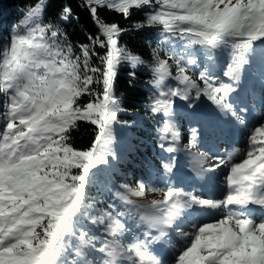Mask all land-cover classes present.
Masks as SVG:
<instances>
[{
    "label": "snow or ice",
    "instance_id": "1",
    "mask_svg": "<svg viewBox=\"0 0 264 264\" xmlns=\"http://www.w3.org/2000/svg\"><path fill=\"white\" fill-rule=\"evenodd\" d=\"M54 3L61 24L79 22L77 9L88 14L96 28L88 43L74 45L61 24L44 22ZM105 10L142 18L123 26L103 17ZM149 28L168 46L167 59L154 48L148 62L121 43ZM225 49L230 59L218 74L207 66L196 79L189 74L201 56L212 63ZM258 49L264 53V0H75V6L74 0H35L7 39L0 37V264H264V113L249 128L252 107L238 94ZM125 64L133 82L138 67L151 72L155 91L146 107L162 117L159 147L167 153L180 140L175 98L188 102L191 122L200 127L191 128L183 150L198 175L211 174L208 187L185 190L162 180L165 187L157 188L149 177L135 187L97 189L103 200L92 195L99 166L116 159L114 125L129 123L119 119L127 110L116 94ZM84 96L91 99L81 101ZM201 96L233 128L248 130L245 150L193 151L216 134L214 118L205 123L193 108ZM80 122L95 128L86 148L73 144ZM173 167L163 163L165 173ZM151 192L163 199H148ZM253 206L261 209L258 216Z\"/></svg>",
    "mask_w": 264,
    "mask_h": 264
},
{
    "label": "trees",
    "instance_id": "2",
    "mask_svg": "<svg viewBox=\"0 0 264 264\" xmlns=\"http://www.w3.org/2000/svg\"><path fill=\"white\" fill-rule=\"evenodd\" d=\"M34 3L35 0H0V37L7 39L13 25L19 23L24 18L26 10ZM58 12L59 6L54 3L48 10L44 22L61 24V21L57 19ZM77 12L81 17L79 22L61 24L62 27L66 28L74 45L88 43V35L96 33L95 25L92 24L88 14L81 12L80 9H77ZM102 16L109 22H120L123 26H127L142 18V14H137L129 20H125L121 14L110 10L103 11ZM121 43L126 45L134 54L141 56L142 59L148 62H151L152 50L154 48L162 49L161 58L167 59L165 53L168 51V46L161 43L160 33L157 29L149 28L139 32L132 31L122 38ZM77 54H79L78 51ZM101 54L103 53L101 52ZM254 54V60L251 63V70L248 74L250 77L248 81L244 79L242 83L244 92L240 97L244 100H247L248 87L254 82V79L251 78L258 76L257 69H264V53H261L258 49ZM215 55L216 59L212 63H209L206 57L201 56L203 63L197 67H193L189 74L193 75L194 79L198 78L201 69L206 65H210L211 71L218 74L221 67L229 61L230 51L227 49L218 50ZM169 63L172 64V61L169 60ZM98 65L99 61H94V66ZM128 70V65L121 68L117 77L116 94L121 99V106L127 110L120 114L119 119L122 121L127 120L129 123L127 125L117 123L113 127L115 139L111 147L116 153V159L109 158L110 163L108 166H99L96 184L92 189V195L99 197L101 200L105 199V196L100 191H97V189L102 190L106 186L111 187L113 184L123 183H129L135 187L138 181L147 180L149 177L153 179L154 187L161 188L163 183L160 181L167 178L163 163H170V158L168 157V153L159 147L161 141L159 138L160 133L157 131L162 117L159 114L151 113L146 107L151 102V97L155 91L154 87L149 84L152 78L151 72L146 66H140L137 69V80L133 82L128 78ZM172 70L173 75H175V65H173ZM197 82L202 85V81L197 80ZM166 83L172 87L177 85V82L172 79H169ZM101 88L102 85L96 86L97 91L101 90ZM201 97L207 98L206 96ZM88 99H91V97H81V101H87ZM175 99L173 119L180 132L179 142L184 146L190 140L188 136L190 130L188 129L198 124L191 122V110L187 107L188 102L180 98ZM210 117H213L214 120L217 117L222 118L223 120H219L223 121V125L229 124L231 119L219 113L218 110L216 114L213 112V115H210ZM218 118L216 121H219ZM94 131V126L86 122H80L78 128L73 131L74 146L79 148L90 146L94 138ZM147 198L152 199L149 196ZM128 227L133 231L134 225L132 220H128Z\"/></svg>",
    "mask_w": 264,
    "mask_h": 264
},
{
    "label": "rangeland",
    "instance_id": "3",
    "mask_svg": "<svg viewBox=\"0 0 264 264\" xmlns=\"http://www.w3.org/2000/svg\"><path fill=\"white\" fill-rule=\"evenodd\" d=\"M254 55L255 54L253 53L252 55L249 56V63L245 65L241 78L247 77L246 74H248V70L250 69V63H252V61L254 60V57H253ZM125 65H122L121 68H123ZM206 66L208 67L209 72L211 73L212 71H211L210 65H206ZM202 70L203 68L201 69V71ZM259 75H260V79L264 80V70H261ZM239 88H240V85H238V90ZM253 88H258V94L256 96H259V98L256 101H254L251 106L252 115H255L254 117L255 119L253 120L252 123L249 124V128L253 126L256 119H259L261 113H264V108L260 107V98L262 95V91H264V82H262L261 84H255ZM193 106L196 112L200 113L201 116L205 118V121H204L205 123H207V118L209 117V115H211L212 112H215L217 110L215 108V105L212 103V101L206 98H203V97L197 100H194ZM215 125H216V134L207 137L209 138L210 141L206 140L202 147L198 146V148L193 149V151L206 152L209 149H212L213 152L218 150L222 154L225 151H231L232 148H240L242 151L246 149L247 140H248V134H247L248 130L247 129H241L240 131H235L234 128H230V127L225 128L223 123L221 124L220 127H217V124ZM197 127H199V125H197ZM188 130H190V133L188 136L191 139V128ZM236 133H238L241 136V139H237L234 141V136H236ZM166 147H167V144H166ZM175 147H177L178 149L176 152L168 153V157L171 158V163H174L175 167H173L172 171L168 174L169 179L166 178V181L171 180L174 184H178V185L185 187V190L196 189L197 191H200L203 188L208 187L209 186L208 177L211 174H203L207 178V179H203L201 175H198V170H194L195 166H194L193 158L191 155L188 154V152L183 150L182 143L178 142V144L175 145ZM240 160H241V157L234 158V162H240ZM226 171L227 170L225 169L220 173V179L223 178V174ZM162 186L165 187L164 184H162ZM212 187L215 188L214 185H212ZM222 191H223L222 187L215 189V193L217 195H219ZM163 195L164 194L162 192H152L151 194L147 196L151 197L152 199H163ZM253 208H254V213L258 216L261 212V209L259 208V206H253ZM205 219H208V218L205 217ZM132 234L139 235V232L133 231Z\"/></svg>",
    "mask_w": 264,
    "mask_h": 264
}]
</instances>
